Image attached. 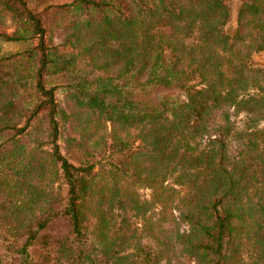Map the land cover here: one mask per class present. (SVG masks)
I'll return each instance as SVG.
<instances>
[{"label": "trees", "instance_id": "trees-1", "mask_svg": "<svg viewBox=\"0 0 264 264\" xmlns=\"http://www.w3.org/2000/svg\"><path fill=\"white\" fill-rule=\"evenodd\" d=\"M2 16L0 43L30 45L0 44V161L23 170L0 173V264H264V0Z\"/></svg>", "mask_w": 264, "mask_h": 264}, {"label": "rangeland", "instance_id": "rangeland-1", "mask_svg": "<svg viewBox=\"0 0 264 264\" xmlns=\"http://www.w3.org/2000/svg\"><path fill=\"white\" fill-rule=\"evenodd\" d=\"M64 1H70V0H32L33 5L36 8H43L44 6L48 5L49 3L52 2H64ZM234 2H237V0H234ZM12 18L11 17H3L0 20V30H4L6 29L7 31H12L13 28L10 27L11 23H12ZM2 46V52L6 53V52H11L17 49H22L24 47H27L28 45H30L29 42L25 41V42H21V43H12V42H3L1 41L0 43ZM256 63L257 64H261L264 65V52L257 54L256 55ZM23 97L25 96V100L29 101L32 96L29 95H22ZM72 130V133L74 134V132L78 133L81 132V127L77 124L74 126H71V128H69ZM102 132V131H101ZM134 130L131 131V133L129 135H127L128 139H134L135 135L133 134ZM108 135V137L111 135V126L108 127L107 131H106V136ZM124 135H126V133H124ZM26 141V140H25ZM24 142V141H23ZM26 143L29 144V146H27V148L29 150L26 151V153H28L30 151V149L33 147V145H35L34 142H28L26 141ZM100 144L98 146V148H101ZM98 151V150H97ZM102 156V155H100ZM99 168H100V163L98 164ZM22 165H21V159H15V158H7L5 159V161H0V173L2 174V176L5 178L10 179L11 181L17 180V178H19V171L23 172V170L21 169ZM104 168H107V166H105ZM106 175V172L101 173L98 177H96V181L99 182L100 179L104 178ZM44 188L48 191V192H56L58 190V187H51L49 181H45L43 182ZM139 189V193L141 195V197L145 198H151L152 195V189L150 188H146L145 186L139 185L138 186ZM1 223V222H0ZM9 226L7 224H0V235L3 234H8V235H12L11 232H9ZM11 233V234H10ZM5 244H3V242H0V251H2L4 249Z\"/></svg>", "mask_w": 264, "mask_h": 264}]
</instances>
